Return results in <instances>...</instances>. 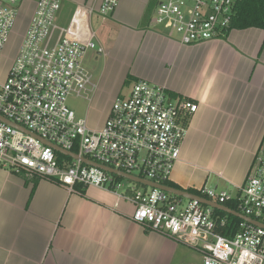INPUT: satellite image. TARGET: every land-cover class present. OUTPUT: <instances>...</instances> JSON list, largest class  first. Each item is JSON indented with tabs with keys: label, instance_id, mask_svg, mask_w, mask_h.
Instances as JSON below:
<instances>
[{
	"label": "crops",
	"instance_id": "0c3cea01",
	"mask_svg": "<svg viewBox=\"0 0 264 264\" xmlns=\"http://www.w3.org/2000/svg\"><path fill=\"white\" fill-rule=\"evenodd\" d=\"M60 2L55 21L66 35L103 49L90 56L95 88L87 86L85 99L125 97L142 80L193 101L168 182L187 193L235 194L264 145V30L230 29L221 40L184 46L152 30L159 0H118L104 20L102 0ZM109 110L91 128L84 119L87 126L100 130ZM133 211L102 189L70 191L0 168V264H183L181 244L134 223Z\"/></svg>",
	"mask_w": 264,
	"mask_h": 264
},
{
	"label": "built area",
	"instance_id": "2783aa9c",
	"mask_svg": "<svg viewBox=\"0 0 264 264\" xmlns=\"http://www.w3.org/2000/svg\"><path fill=\"white\" fill-rule=\"evenodd\" d=\"M239 1L159 0L152 23L176 34L184 46L221 40L230 30ZM117 4L118 0H102L98 15L104 20ZM60 7V0H35L18 53L0 83V117L25 130L0 121V168L70 191L79 185L111 192L132 204L134 223L200 253L202 264H264V229L241 221L232 236H224L220 232L226 218L197 200L130 181L119 194L122 183L115 175L79 159L56 160L52 146L127 176L161 184L169 180L187 122L197 111L193 101L171 97L164 87L139 80L127 96L112 102L102 128L90 129L65 102L71 95L80 97L87 86L95 88L82 65L86 52L95 45L69 38L56 25ZM16 16L14 9L0 8V57ZM197 192L196 197L218 205L231 203L233 211L264 225V145L235 194L207 188Z\"/></svg>",
	"mask_w": 264,
	"mask_h": 264
},
{
	"label": "rangeland",
	"instance_id": "374dc122",
	"mask_svg": "<svg viewBox=\"0 0 264 264\" xmlns=\"http://www.w3.org/2000/svg\"><path fill=\"white\" fill-rule=\"evenodd\" d=\"M35 0H18V2L13 5L9 3H5L0 0V8H12L16 11V21L12 31L9 34V38L7 43L4 46L0 57V83H3L6 79L7 73L18 53L20 44L22 42L23 35L27 28L28 21L32 15L34 9ZM61 9V7H60ZM63 9H61L62 11ZM59 13V12H58ZM58 17V14L56 18ZM153 17V16H152ZM58 27H62V24L56 22ZM152 30L155 32L161 33L163 35L169 36L175 40L178 39V36L172 32L164 30L162 27L152 25ZM96 49L88 50L84 56L82 65L86 71L92 74L91 68L93 67V63L91 61L92 52H96ZM90 74V75H91ZM92 76V75H91ZM127 93V90L123 91L122 95ZM84 94L80 97H76L74 95L69 96L66 99V106L75 113L77 119L82 118L86 119L88 126L91 128L94 124H99L101 120L105 117V112L107 111L108 106L116 99L115 96L107 93L104 95L99 93L95 96L89 95L88 99L92 102L89 103L87 99H85ZM136 175V173H134ZM122 187L118 189V193H124L127 187L130 185V182L126 179H121ZM140 186V185H139ZM141 187V186H140ZM181 248L183 250L184 260L183 264H202V257L200 253L195 250L188 248L181 244Z\"/></svg>",
	"mask_w": 264,
	"mask_h": 264
},
{
	"label": "trees",
	"instance_id": "16d2710c",
	"mask_svg": "<svg viewBox=\"0 0 264 264\" xmlns=\"http://www.w3.org/2000/svg\"><path fill=\"white\" fill-rule=\"evenodd\" d=\"M249 28L264 30V0H240L236 4L234 15L230 23V29L245 30ZM72 152L76 153V150L72 149ZM55 156L59 163L63 159L70 161V158L65 157L57 152L55 153ZM116 178L121 180V178L117 176ZM161 185L177 189L168 181L161 182ZM78 186L79 185L75 186V191L79 192L81 186ZM188 193L199 196L197 191L191 190L188 191ZM224 206L231 210H235L234 205L231 203H226ZM214 214L218 217H225L227 220L226 227L220 232L222 235L232 236L237 231L241 220L218 210H214Z\"/></svg>",
	"mask_w": 264,
	"mask_h": 264
},
{
	"label": "water",
	"instance_id": "95a60500",
	"mask_svg": "<svg viewBox=\"0 0 264 264\" xmlns=\"http://www.w3.org/2000/svg\"><path fill=\"white\" fill-rule=\"evenodd\" d=\"M0 121L4 122V123H7V124H10L12 125L13 127L15 128H18L22 131H25L23 128H20V127H17V126H14L13 124L9 123L8 121H6L5 119L1 118L0 117ZM46 145H48L47 143H45ZM53 150L63 156H66V157H69L71 159H79L82 163L86 164V165H89V166H93V167H96L106 173H109V174H112V175H115L117 177H120V178H123V179H126L130 182H133L135 184H138V185H141V186H144V187H150V188H154V189H158V190H161L163 192H166L168 194H171V195H174V196H177V197H181V198H185V199H192V200H197L199 201L201 204L205 205V206H208L214 210H218V211H221V212H224L228 215H231L235 218H238L239 220L243 221V222H246V223H249L251 225H254V226H257V227H260L262 229H264V225L260 224V223H257L249 218H246L244 216H242L241 214L225 207V206H222V205H218L216 203H213V202H210L206 199H203V198H199V197H196L195 195H192V194H189L187 193L186 191H181V190H177V189H174V188H171V187H167V186H164V185H161V184H156V183H152V182H149V181H146V180H143V179H140V178H137V177H134V176H127L123 173H120L118 171H115V170H112L110 168H107V167H104V166H100V165H97L93 162H90L89 160H86L84 158H78V156L74 155V154H71L69 152H65L61 149H59L58 147L56 146H52Z\"/></svg>",
	"mask_w": 264,
	"mask_h": 264
}]
</instances>
